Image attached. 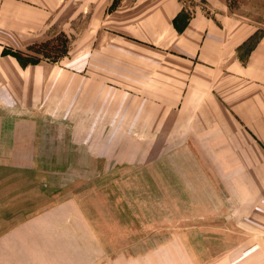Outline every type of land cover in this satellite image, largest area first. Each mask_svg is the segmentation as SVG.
Returning a JSON list of instances; mask_svg holds the SVG:
<instances>
[{
	"label": "rangeland",
	"instance_id": "rangeland-1",
	"mask_svg": "<svg viewBox=\"0 0 264 264\" xmlns=\"http://www.w3.org/2000/svg\"><path fill=\"white\" fill-rule=\"evenodd\" d=\"M227 1L235 17L257 27L245 51L264 33V0ZM70 2L78 12L67 13L60 22L49 14L47 26L38 25L20 44L3 47L21 63H55L67 75L59 86L51 84L50 100L57 106H51L48 114L45 109L5 112L19 121L33 120L34 125L31 130L19 124L13 133L12 125L0 124V233L47 207L62 208L69 202L91 226L90 241L95 236L99 263L122 253L137 256L178 235L193 248L197 260L210 261L233 240L228 177L220 173L203 141L194 139L198 132L186 133V127L178 124L170 133V126L162 124L159 133L160 126L153 124V93L148 91L155 82L161 83L160 96L169 106L165 90L174 84L180 101L184 72L170 71V56L163 55L161 76L154 77L148 64L138 70L130 63L128 77H102L105 51L90 70L91 53L97 50L90 21L95 14L100 25L101 13L95 10L96 0ZM119 65L123 64L114 61V69L122 71ZM77 67L83 68L79 94L74 93ZM138 72L144 75L137 76ZM171 72L180 77L169 76ZM94 73L99 77H92ZM90 102H97L98 109L92 110ZM123 103L129 108L122 109ZM161 106L164 116L170 108ZM173 110L179 114L181 109ZM106 112L110 124L102 121ZM127 114L130 123L117 126ZM90 116L97 124L90 126ZM108 126L112 132L106 131ZM109 133L113 136L105 140ZM83 240L89 242L85 236Z\"/></svg>",
	"mask_w": 264,
	"mask_h": 264
},
{
	"label": "crops",
	"instance_id": "crops-1",
	"mask_svg": "<svg viewBox=\"0 0 264 264\" xmlns=\"http://www.w3.org/2000/svg\"><path fill=\"white\" fill-rule=\"evenodd\" d=\"M100 1L96 0L95 10L101 13L102 22L99 25L95 14L90 21L97 46L96 56L91 53L89 59L90 70L105 51L102 77H128L130 63L138 70L148 64L154 77L161 76L163 55L170 56V71L184 72L187 79L180 101L174 84L165 90L169 106L160 96L161 83L148 89L154 99L153 124L160 126L159 133L162 124L170 126V133L178 124L186 127V133L198 132L194 139L203 141L220 173L229 180L233 240L207 262L197 260L193 248L178 235V239L171 238L137 256L122 253L99 263L95 236L90 241L91 226L67 202L66 207H47L1 232L0 264H264V33L244 51L257 27L235 17L227 0L199 4L191 0ZM78 11L70 0H0V124L12 125L13 133L18 132L19 124L32 130L33 120L19 121L5 112L28 114L45 109L48 114L51 106H57L50 100L51 84L59 86L67 74L43 60L21 63L4 45L20 44L36 26H47L49 14L60 22L67 13ZM114 61L123 64L119 65L122 71L114 69ZM76 69L78 89L74 93L79 94L83 68ZM169 76L180 77L172 72ZM93 82L98 85L96 79ZM161 105L170 108L164 116ZM90 106L98 109L97 102ZM125 108L129 105L123 103ZM173 109L181 110L178 114ZM106 114L102 121L110 124ZM97 121L90 116V126ZM129 123L127 114L117 126ZM106 131L113 129L108 126ZM109 135L113 136L109 133L104 139L110 140ZM157 140H161L159 136ZM200 233L204 236L205 229ZM83 236L89 239L87 244H83Z\"/></svg>",
	"mask_w": 264,
	"mask_h": 264
}]
</instances>
